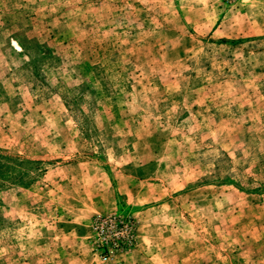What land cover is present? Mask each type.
<instances>
[{
    "label": "rangeland",
    "instance_id": "374dc122",
    "mask_svg": "<svg viewBox=\"0 0 264 264\" xmlns=\"http://www.w3.org/2000/svg\"><path fill=\"white\" fill-rule=\"evenodd\" d=\"M0 264H264V0H0Z\"/></svg>",
    "mask_w": 264,
    "mask_h": 264
}]
</instances>
